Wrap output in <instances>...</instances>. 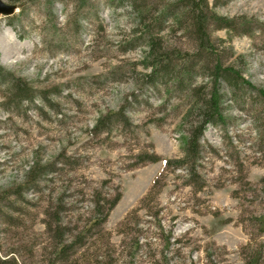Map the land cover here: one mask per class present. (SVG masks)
<instances>
[{
  "label": "rangeland",
  "instance_id": "374dc122",
  "mask_svg": "<svg viewBox=\"0 0 264 264\" xmlns=\"http://www.w3.org/2000/svg\"><path fill=\"white\" fill-rule=\"evenodd\" d=\"M4 1L18 8L0 14V64L30 92L13 100L0 76V259L246 264L264 243V0H208L234 27L208 21L222 65L253 88L221 79V116L193 167L165 162L184 157L189 81L145 79L149 35L130 0ZM136 1L165 49L199 52L182 0ZM200 64L193 84L207 94ZM110 112L122 116L95 128ZM35 165L38 181L20 188Z\"/></svg>",
  "mask_w": 264,
  "mask_h": 264
},
{
  "label": "trees",
  "instance_id": "16d2710c",
  "mask_svg": "<svg viewBox=\"0 0 264 264\" xmlns=\"http://www.w3.org/2000/svg\"><path fill=\"white\" fill-rule=\"evenodd\" d=\"M130 2H132L131 5L133 12H135L137 19L145 26V35H149V49L147 51L148 57L146 65L150 67V71L144 75L145 79L154 82L158 76L161 75L163 76V79L165 78V81L163 80V82L168 84L170 80H174L173 85L176 87H179V83L181 84L180 78L182 75H186V80L189 81L187 84V90L189 96L194 100V105H192L187 117V122L190 124V127L189 135L185 139L184 157L176 161L166 160L165 162L166 166H169L170 164L173 165L174 163V166L176 167H188L189 165H192L193 167L201 150L200 139L206 126L214 123L215 117L219 118L221 116L222 94L219 89L221 79L226 80L231 85L236 86L237 84L242 83L243 85L253 88L252 85H250L251 83L246 81L237 69L222 65L220 53L217 52L207 30L209 24L208 21L210 19L217 23L219 27H227L229 29L234 28L233 23L225 18H220L214 13H210L211 15H209L208 0H182L179 4L180 7L187 8L185 11H182L184 17L181 18V23L186 26L191 34L193 33L196 36L200 50L193 55L187 52L179 55V53H172L171 50L165 49L160 41L161 39L150 35L152 32V23H147V14L145 7L142 5L143 3L136 0H130ZM177 58L184 59L185 61L178 62ZM190 60H196L194 61L196 62L194 66L187 63ZM198 61L205 62L204 65L200 64L198 68L203 72L210 74L211 83L207 94L206 89H204L203 86L197 87L193 84L194 76L192 77V74L196 70L195 65ZM0 76H7L10 78L11 85L8 90L10 91V96H12L13 100L20 102L22 99L27 98V95L30 92L29 85L23 80L21 81V79L15 78L9 71L5 70L1 64ZM259 92L264 97V91L259 90ZM120 116H122V112H110L107 116L98 119L95 128H100L101 125L107 124L109 120L119 119ZM154 159L156 158L151 160ZM37 168H39L38 165L31 167L20 188H23L25 185L30 186L36 184L38 181V174L40 173L36 171L38 170ZM190 169V171L195 173L194 169L191 167ZM14 192L19 193L20 189ZM6 194L9 195L10 193ZM119 199L120 195L118 194L112 201L111 205L107 208V211L110 210ZM98 211L100 212V209ZM102 220H104V218L96 219L93 225L100 223ZM257 221L260 230L264 233V214L257 217ZM57 244L59 245V254H62L67 246L62 240L58 241ZM263 249L264 243L261 245L257 253L246 262V264H260L264 259ZM12 261H8V259H0V264ZM13 262L17 264L15 261Z\"/></svg>",
  "mask_w": 264,
  "mask_h": 264
},
{
  "label": "water",
  "instance_id": "95a60500",
  "mask_svg": "<svg viewBox=\"0 0 264 264\" xmlns=\"http://www.w3.org/2000/svg\"><path fill=\"white\" fill-rule=\"evenodd\" d=\"M16 4L7 3L4 0H0V14L11 15L17 10Z\"/></svg>",
  "mask_w": 264,
  "mask_h": 264
}]
</instances>
